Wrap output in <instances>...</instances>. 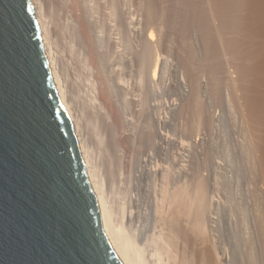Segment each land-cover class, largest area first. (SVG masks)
Instances as JSON below:
<instances>
[{"label": "bare ground", "instance_id": "1", "mask_svg": "<svg viewBox=\"0 0 264 264\" xmlns=\"http://www.w3.org/2000/svg\"><path fill=\"white\" fill-rule=\"evenodd\" d=\"M158 1L31 3L104 230L123 262L238 264L216 216L218 182L190 167L187 154L205 140L202 126L214 120L185 127L187 138L174 133L203 81L181 89V102L162 104L161 66L170 60L160 55ZM208 7L264 192V0H208Z\"/></svg>", "mask_w": 264, "mask_h": 264}, {"label": "water", "instance_id": "2", "mask_svg": "<svg viewBox=\"0 0 264 264\" xmlns=\"http://www.w3.org/2000/svg\"><path fill=\"white\" fill-rule=\"evenodd\" d=\"M0 264H125L104 230L31 0H0Z\"/></svg>", "mask_w": 264, "mask_h": 264}, {"label": "rangeland", "instance_id": "3", "mask_svg": "<svg viewBox=\"0 0 264 264\" xmlns=\"http://www.w3.org/2000/svg\"><path fill=\"white\" fill-rule=\"evenodd\" d=\"M157 6L160 55L170 60L161 66V88L166 89H161L165 98L161 96L160 101L163 98V105L172 98L181 102V89L185 87V93L190 88L187 84L203 81L199 98L184 104L174 133L184 138V130H193L204 117L214 120L213 125L206 121L202 126L206 136L200 146L187 152L190 167L202 168L208 181L218 182L221 211L216 216L236 262L264 264V192L258 184V162L239 102L233 98L228 63L208 0H159Z\"/></svg>", "mask_w": 264, "mask_h": 264}]
</instances>
